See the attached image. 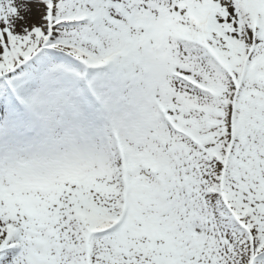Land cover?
<instances>
[{"label": "snow or ice", "instance_id": "1", "mask_svg": "<svg viewBox=\"0 0 264 264\" xmlns=\"http://www.w3.org/2000/svg\"><path fill=\"white\" fill-rule=\"evenodd\" d=\"M0 264H264V0H0Z\"/></svg>", "mask_w": 264, "mask_h": 264}]
</instances>
